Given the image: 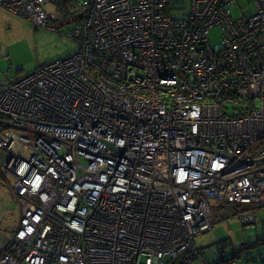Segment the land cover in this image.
<instances>
[{"label": "built area", "instance_id": "1", "mask_svg": "<svg viewBox=\"0 0 264 264\" xmlns=\"http://www.w3.org/2000/svg\"><path fill=\"white\" fill-rule=\"evenodd\" d=\"M56 1L0 6L54 30ZM76 4V50L0 84V171L19 206L0 264L202 259L209 200L264 204V0Z\"/></svg>", "mask_w": 264, "mask_h": 264}, {"label": "rangeland", "instance_id": "2", "mask_svg": "<svg viewBox=\"0 0 264 264\" xmlns=\"http://www.w3.org/2000/svg\"><path fill=\"white\" fill-rule=\"evenodd\" d=\"M236 1L243 7L248 6L251 10L254 9L253 0ZM46 8L53 14V20L49 25L54 30L37 26L25 17L0 6V84L8 78L30 73L37 66L62 58L76 50V43L66 35L68 29L75 23L74 13L65 16L56 3L47 4ZM230 8L234 15L241 14L238 6L231 5ZM210 39L212 44L220 40L217 27L211 30ZM209 201L212 207V227L194 237V246L200 251L202 259L194 258L188 264H211L210 262L219 257L216 243L220 241H226V244H229L228 248H236L241 247L244 242L249 245L251 240L257 236L264 237V229L260 226V223L264 222V205H249L248 208L255 213V218L244 221L240 213L235 214L231 208L230 210L224 208L227 204ZM18 208L9 188L3 180H0L2 234L11 235L10 230L19 220ZM246 244H243V248H247ZM255 244L256 246L243 249L240 257H235L234 262L229 264H261V261L264 262V242L259 240ZM247 252L252 253V262L245 260Z\"/></svg>", "mask_w": 264, "mask_h": 264}, {"label": "trees", "instance_id": "3", "mask_svg": "<svg viewBox=\"0 0 264 264\" xmlns=\"http://www.w3.org/2000/svg\"><path fill=\"white\" fill-rule=\"evenodd\" d=\"M76 3H77V0H57L56 1L57 7L60 9V11L64 12L65 16L68 14L74 13L73 19L75 21H77V16L75 15V10L77 7ZM5 127L6 126L4 125L3 120L0 118V131L3 130ZM0 162H1V160H0ZM0 180L5 181L4 175L2 173H0ZM224 208H227V210H230V208H231L235 214L240 213L242 210L249 209L248 206L242 205V204H230V205H226ZM254 240H256V241H254ZM254 240H251L252 242L249 245L246 244L247 242L246 243L244 242L243 244H246L247 248H250V247L256 246L255 243L258 242L259 240L260 241L262 240L264 242V237L257 236ZM243 244L241 247L238 246L236 248H232V247L228 248L229 244H226V241H224V242L220 241V242L216 243V246L219 250V257L215 261L210 262V263L211 264H221V263L229 264L230 262L233 263L234 262L233 259L235 257H240L241 251L243 249H247V248H243ZM251 255H252L251 252H247V255L245 258V260H247V262L253 261V259L251 258L252 257ZM261 264H264V262L261 261Z\"/></svg>", "mask_w": 264, "mask_h": 264}, {"label": "crops", "instance_id": "4", "mask_svg": "<svg viewBox=\"0 0 264 264\" xmlns=\"http://www.w3.org/2000/svg\"><path fill=\"white\" fill-rule=\"evenodd\" d=\"M4 182H5V181H4ZM5 184H6V182H5ZM6 186H7V185H6ZM7 187H8V186H7ZM8 188H9V187H8ZM9 191L11 192V195H12L13 200L17 203V201H16V199H15V197H14V195H13V193H12V191H11L10 188H9ZM227 205H230V204H227ZM262 205H264V204H262ZM246 206L249 207V205H246ZM217 207H220V206H217ZM18 213H19V208H18ZM18 222H19V220H18ZM18 222H16L17 224L15 225V227L12 228V229L10 230V234H11L10 236L5 235V234H2V233H1L2 230H1V228H0V253L5 249L7 243H8L9 240L11 239V237H12L14 231H15L16 228H17ZM260 226L264 229V222H261V223H260Z\"/></svg>", "mask_w": 264, "mask_h": 264}, {"label": "water", "instance_id": "5", "mask_svg": "<svg viewBox=\"0 0 264 264\" xmlns=\"http://www.w3.org/2000/svg\"><path fill=\"white\" fill-rule=\"evenodd\" d=\"M107 147L109 148V149H111L115 154H118V155H120L121 153H122V148H119V147H115L114 145H112V144H107Z\"/></svg>", "mask_w": 264, "mask_h": 264}]
</instances>
